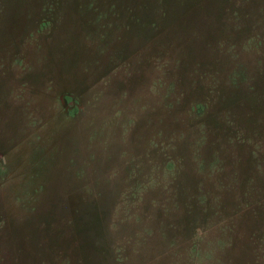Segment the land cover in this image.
<instances>
[{
	"label": "rangeland",
	"instance_id": "1",
	"mask_svg": "<svg viewBox=\"0 0 264 264\" xmlns=\"http://www.w3.org/2000/svg\"><path fill=\"white\" fill-rule=\"evenodd\" d=\"M0 264H264V0H0Z\"/></svg>",
	"mask_w": 264,
	"mask_h": 264
}]
</instances>
